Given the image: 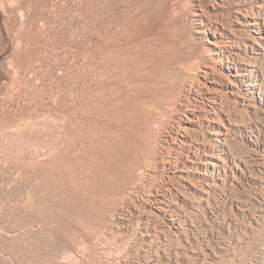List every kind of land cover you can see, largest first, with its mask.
<instances>
[{"label": "rangeland", "instance_id": "374dc122", "mask_svg": "<svg viewBox=\"0 0 264 264\" xmlns=\"http://www.w3.org/2000/svg\"><path fill=\"white\" fill-rule=\"evenodd\" d=\"M262 1L0 0V264H264V41L252 58L235 13L264 20ZM218 29L241 37L223 40L263 86L246 105L225 99L241 127L228 177L204 197L182 188L176 231L140 205L166 171L136 189L143 115L120 86L180 61L221 72L207 42ZM101 55L111 88L98 84ZM200 176L191 184L206 189Z\"/></svg>", "mask_w": 264, "mask_h": 264}, {"label": "bare ground", "instance_id": "6f19581e", "mask_svg": "<svg viewBox=\"0 0 264 264\" xmlns=\"http://www.w3.org/2000/svg\"><path fill=\"white\" fill-rule=\"evenodd\" d=\"M215 2L218 6L223 0H215ZM257 7L262 11L264 1L260 2ZM235 13L238 15L236 17L238 25L245 26L249 32L248 40L250 42L244 43L245 50L247 52V49L250 48L253 54L252 58L257 59L260 52H257L256 47L263 48L264 41V20L261 13L248 16L245 14L248 12L241 8H237ZM238 36L231 32L225 35L218 29L212 34L214 38L210 37L207 40L211 45L210 49L217 58L215 64L218 63L221 72L217 71L215 67L207 68L202 70L199 76L198 66L193 67L187 62L180 61L166 72L141 75L132 83L125 82L120 86V89H126L134 95L135 110L140 111L143 115L136 128L137 146L143 159V166H139V168L137 166L135 169L136 189L139 188L141 181L147 179L149 175L147 171L151 167H160L166 171L164 185L147 192L140 205L149 217L167 220L166 224L176 231L179 230L176 220L167 218V216L168 213H174L178 208L175 199L187 202V196H183L185 194H182V188H188L204 197L206 193L209 194L217 182H225L228 177V169L231 165V139L233 133L241 127L225 109V99L229 98L238 102L241 99L245 104L247 99H255L256 91L261 94L263 81L259 71L260 67L256 66L254 62L240 66L238 60L241 53L223 40L229 39L232 43L239 44L241 37ZM103 60L101 55L96 72L98 84L102 88H111L109 86L113 84V77L117 73L104 68ZM193 71H196L198 77L197 75L196 78L188 76V72ZM258 106L264 110L263 97L258 100ZM169 150L174 152V156L171 155L173 157L167 158L165 154ZM196 174L202 175L199 181L206 185V189L205 187L198 189V186H194L195 183L191 184ZM174 181L177 184L172 185L171 183ZM167 193L173 195L171 200ZM173 216L175 215L173 214ZM149 217L145 216L146 220L149 221ZM114 220L120 221L122 218L116 217ZM142 222L144 221L142 220Z\"/></svg>", "mask_w": 264, "mask_h": 264}]
</instances>
